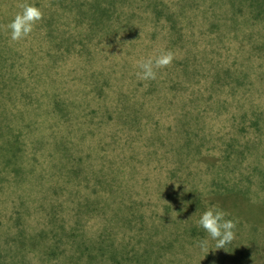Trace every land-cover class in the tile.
I'll use <instances>...</instances> for the list:
<instances>
[{
    "label": "rangeland",
    "instance_id": "rangeland-1",
    "mask_svg": "<svg viewBox=\"0 0 264 264\" xmlns=\"http://www.w3.org/2000/svg\"><path fill=\"white\" fill-rule=\"evenodd\" d=\"M0 264H264V0H0Z\"/></svg>",
    "mask_w": 264,
    "mask_h": 264
},
{
    "label": "clouds",
    "instance_id": "clouds-1",
    "mask_svg": "<svg viewBox=\"0 0 264 264\" xmlns=\"http://www.w3.org/2000/svg\"><path fill=\"white\" fill-rule=\"evenodd\" d=\"M20 8L21 11L6 25V30L10 33V40L13 42L29 37L44 16L42 9L35 5L25 3L21 4ZM174 59L175 53L171 50L162 51L156 56L141 58L136 62L138 68L136 74L140 80H156L158 71L171 66ZM226 217L225 211L218 207H211L199 218V226L211 240L216 242L215 249H224L235 239V229L238 222ZM208 244V239L199 241V247L207 253L209 252Z\"/></svg>",
    "mask_w": 264,
    "mask_h": 264
}]
</instances>
